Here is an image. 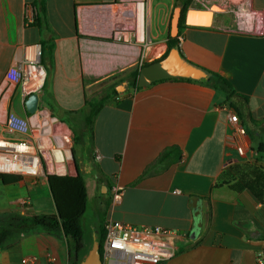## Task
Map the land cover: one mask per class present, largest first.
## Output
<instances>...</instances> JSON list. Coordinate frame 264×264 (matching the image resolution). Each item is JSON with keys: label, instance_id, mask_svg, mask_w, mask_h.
<instances>
[{"label": "crops", "instance_id": "1", "mask_svg": "<svg viewBox=\"0 0 264 264\" xmlns=\"http://www.w3.org/2000/svg\"><path fill=\"white\" fill-rule=\"evenodd\" d=\"M192 1L201 9L217 4L218 11L210 25H178L172 36L173 10L185 0H43L42 11L39 0H0V137L28 138L43 114L79 130L86 156L82 168L75 165L96 172V204L107 203L103 222L170 232L174 254L160 264H255L254 254L264 250V205L248 190L230 188V168H264L257 150L264 145V32L251 21L261 18L264 27V0ZM134 2H142L140 19ZM26 4L37 9L34 24L26 23ZM169 37L182 57L225 78L234 94L228 99L205 81L187 79L133 87L131 73L160 60ZM37 48L46 76L29 114L7 72ZM102 99L88 130L89 104ZM228 111L247 134L242 156L223 145ZM114 184L122 188L118 203L110 201ZM9 186L0 189V213L37 214L36 200L43 202L38 214L56 212L46 177L0 183ZM27 257L69 264L67 241L34 231L0 249V264Z\"/></svg>", "mask_w": 264, "mask_h": 264}, {"label": "built area", "instance_id": "2", "mask_svg": "<svg viewBox=\"0 0 264 264\" xmlns=\"http://www.w3.org/2000/svg\"><path fill=\"white\" fill-rule=\"evenodd\" d=\"M135 8H139L142 2H134ZM23 14L27 24H33L37 16L34 5L26 4ZM252 18V17H251ZM260 25V31L264 32L261 18L253 20ZM40 49L37 48L31 54L27 51L17 64L7 72V78L16 84L24 98L30 94H37L44 84L46 72L41 65ZM226 120L231 127L224 148L234 151L242 156L245 152L247 134L240 125L238 116L233 111H228ZM45 125V122H43ZM43 124V125H44ZM51 127L38 126L31 122L27 133L28 138L22 140H10L0 137V174L11 175L19 178H39L49 174H65L67 156L61 161L55 162L56 151L62 139L69 137L64 135L51 136L52 150L46 143L50 137ZM70 142V140H69ZM62 164L63 170L59 171L57 165ZM122 194V188L114 184L110 188V201L118 203ZM104 239L102 245L101 264H160L170 259L174 250L169 242L170 232L163 228L135 227L111 219L102 224ZM52 261V258H49ZM255 264H264V250L254 254ZM22 264H38L35 257H27Z\"/></svg>", "mask_w": 264, "mask_h": 264}, {"label": "trees", "instance_id": "3", "mask_svg": "<svg viewBox=\"0 0 264 264\" xmlns=\"http://www.w3.org/2000/svg\"><path fill=\"white\" fill-rule=\"evenodd\" d=\"M181 1V0H179ZM190 4V0H185L182 6V16L179 26L184 25V13ZM38 11L43 10V0H39ZM201 9V8H200ZM37 16L34 23L36 22ZM33 23V24H34ZM175 37L168 38L167 50L162 56L164 58L171 48L177 47ZM161 58V59H162ZM138 70L131 73L133 87H136V77ZM210 86L221 90L229 99L234 91L228 81L218 74L211 73V77L205 80ZM107 100H97L90 102V112L85 118V124L90 129L93 117L101 109ZM259 152H264V145L257 147ZM74 175L49 174L46 176L47 184L55 206L53 214H21L17 211H7L0 213V249L7 248L16 243L22 236L34 231H42L47 234H63L67 241L69 264H79L89 250L94 240L98 243V252L101 258L104 231L102 222L104 219V209L101 212V226H99L95 239L91 243L84 240V231L81 218L87 205V188L77 164ZM235 181L230 184V188L235 191L248 190L254 198L264 205V168L254 164H236L230 168ZM19 177L0 174V183L3 185L15 184Z\"/></svg>", "mask_w": 264, "mask_h": 264}, {"label": "water", "instance_id": "4", "mask_svg": "<svg viewBox=\"0 0 264 264\" xmlns=\"http://www.w3.org/2000/svg\"><path fill=\"white\" fill-rule=\"evenodd\" d=\"M216 11H218V7L214 5L208 9L189 7L184 13V23L190 26H208L210 25L213 13ZM181 16V7L174 8L170 19V34L172 36L176 35L178 31ZM210 77L211 73L209 71L186 60L180 55L179 48L174 47L169 50L164 58L138 70L136 87H143L160 79L205 81ZM37 103V94H30L24 102L26 112L34 114L37 109ZM98 249V243L94 240L90 249L79 264H101L102 261Z\"/></svg>", "mask_w": 264, "mask_h": 264}, {"label": "rangeland", "instance_id": "5", "mask_svg": "<svg viewBox=\"0 0 264 264\" xmlns=\"http://www.w3.org/2000/svg\"><path fill=\"white\" fill-rule=\"evenodd\" d=\"M177 5V4H175ZM217 6V4H211L208 6L210 8L211 6ZM189 7L194 8H203V6L198 3L197 1H192ZM218 7V6H217ZM48 125H45L43 122ZM67 122H71L69 118H66ZM35 122L38 126H46L51 127L53 130L50 134V137L46 138V143L49 147V150H52L53 143L51 142V136L55 135H64L66 134L69 137V140L67 138L62 139V147H58L56 151H54V158L58 160V156L61 157V155L57 151H61L63 158L67 156L66 160V173L65 174H59V175H74L75 174V162L79 164L81 161L85 159L86 156V145L84 144L83 137L80 135V131L76 129V131H70V129L66 128L63 125H59L58 123H53V120L51 117H49L46 114H43L40 117H35L32 121ZM44 124V125H43ZM55 147V146H53ZM58 155V156H57ZM83 164L80 163V167L82 168ZM63 165H57V168H61L63 170ZM57 174V173H53ZM95 175L96 172L94 169H92L90 172H81V176L83 180L85 181L86 188H87V205L86 210L81 218V223L83 226L84 231V240H86L87 243H91L93 239H95L94 233L97 232L99 226H101V212L103 209V206L101 204H96V198H95ZM43 178V176H41ZM2 190H9L14 189L12 186L9 187H0ZM2 199V197H0ZM38 204V205H37ZM43 207V202H38L36 200L35 205V212L38 214L40 212V208ZM92 245V244H91ZM91 247V246H90ZM89 247V249H90Z\"/></svg>", "mask_w": 264, "mask_h": 264}, {"label": "bare ground", "instance_id": "6", "mask_svg": "<svg viewBox=\"0 0 264 264\" xmlns=\"http://www.w3.org/2000/svg\"><path fill=\"white\" fill-rule=\"evenodd\" d=\"M137 12H138V16H139V19H140L141 18V8L140 7L138 8ZM44 122H46V121L44 120ZM62 146H63L62 144L59 145V147H62ZM57 152L61 155V157L57 155L59 158H58V160L56 158H54L55 162H59V161H61L63 159V155H62L61 151H57ZM57 169L59 171H62L61 168H57Z\"/></svg>", "mask_w": 264, "mask_h": 264}]
</instances>
